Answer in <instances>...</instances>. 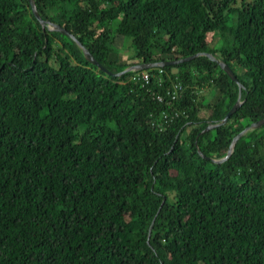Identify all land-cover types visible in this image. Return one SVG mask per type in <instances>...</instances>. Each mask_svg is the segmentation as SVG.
Returning a JSON list of instances; mask_svg holds the SVG:
<instances>
[{
	"label": "trees",
	"instance_id": "trees-1",
	"mask_svg": "<svg viewBox=\"0 0 264 264\" xmlns=\"http://www.w3.org/2000/svg\"><path fill=\"white\" fill-rule=\"evenodd\" d=\"M33 2L113 74L204 53L241 88L199 56L162 67L184 89L159 102L0 0V264H264V125L211 161L264 119V0Z\"/></svg>",
	"mask_w": 264,
	"mask_h": 264
},
{
	"label": "water",
	"instance_id": "water-1",
	"mask_svg": "<svg viewBox=\"0 0 264 264\" xmlns=\"http://www.w3.org/2000/svg\"><path fill=\"white\" fill-rule=\"evenodd\" d=\"M28 3L30 5V8H31V11H32V14L33 16L37 19V21L40 23L41 27H44L46 26L49 30H55V31H59L67 36L70 37V39H72L77 45L78 47L81 48L80 44L76 41L75 37L72 36L71 34H69L67 31H65L64 29L60 28L59 26L57 25H54L50 22H45L43 20L40 19L38 13H37V10L35 8V5H34V2L33 0H28ZM83 49V48H81ZM83 51V55L85 57V59L93 66L97 67L100 71H102L103 73H105L106 75H110V76H120L122 73H125V72H131V71H142V70H147V69H152V68H156V67H164V66H174L178 63H183V62H187L191 59H194L196 57H199V56H206L208 57L209 60L211 61H215L219 67L221 68V70L229 77V79L236 83L238 85L239 88H241V86L238 84L233 72L229 69V67L227 65H225L223 62H221L220 60H217L215 57H213L212 55L210 54H204V53H200V54H196V55H193L191 57H188V58H184V59H179V60H176V61H168V62H162V63H155V64H139V65H136V66H132V67H128L126 68L125 70H123L121 73H117V74H113L109 71H107L104 67H102L86 50H82ZM240 105V102H239V97H238V100L236 101V103L232 106V108L228 111V113L224 116V118L222 119V121L219 123V124H213V125H209L206 127L205 130H209V129H212L214 128L216 125H220V124H224L228 117L233 114L236 110V108ZM262 125H264V119H261L255 123H252L249 127L245 128L243 131H241L231 142L230 144V147H229V150L227 151L226 155L219 159V160H211L213 163H221L223 161H225L229 155L231 154L232 152V149H233V146L235 144V142L242 136L244 135L246 132L248 131H251V130H254V129H257L259 127H261ZM204 157V156H203Z\"/></svg>",
	"mask_w": 264,
	"mask_h": 264
},
{
	"label": "built area",
	"instance_id": "built-area-1",
	"mask_svg": "<svg viewBox=\"0 0 264 264\" xmlns=\"http://www.w3.org/2000/svg\"><path fill=\"white\" fill-rule=\"evenodd\" d=\"M164 75L169 80L166 84V79ZM129 81L139 82L143 85H156L164 91V96L161 94L156 95V99L160 102L164 98L169 99L171 102L178 99L183 92V85L179 81H174L169 79L162 67H156L152 69L142 70V71H132V74L129 77ZM176 115V113H175ZM163 118L169 120L170 116L163 115Z\"/></svg>",
	"mask_w": 264,
	"mask_h": 264
},
{
	"label": "rangeland",
	"instance_id": "rangeland-1",
	"mask_svg": "<svg viewBox=\"0 0 264 264\" xmlns=\"http://www.w3.org/2000/svg\"><path fill=\"white\" fill-rule=\"evenodd\" d=\"M239 1V0H237ZM248 1V0H247ZM228 25H231V23H228ZM130 42L126 40L123 36L116 35L114 39V46L119 51V55L122 62L131 63V60L129 57L132 55L133 50L130 48ZM213 90L208 88L201 89L200 93L206 97V99H210ZM201 115H205V112L202 111Z\"/></svg>",
	"mask_w": 264,
	"mask_h": 264
}]
</instances>
